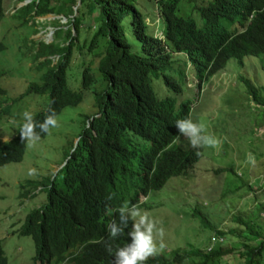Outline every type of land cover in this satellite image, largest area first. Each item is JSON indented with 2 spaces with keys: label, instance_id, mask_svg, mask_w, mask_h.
<instances>
[{
  "label": "trees",
  "instance_id": "obj_1",
  "mask_svg": "<svg viewBox=\"0 0 264 264\" xmlns=\"http://www.w3.org/2000/svg\"><path fill=\"white\" fill-rule=\"evenodd\" d=\"M187 1H194V15L178 13L180 0H155L163 22V40L146 30L144 16L131 0H29L11 12L19 23L31 26L35 16L62 14L71 26L63 28L61 43L54 39L39 41L33 52L35 59L41 57L37 63L44 69L38 81L29 82L23 93H46L45 106L33 114L37 121L43 120L49 107L58 113L65 105L77 104L82 88H90L95 82L90 61L80 68L81 89L73 90L66 82L65 67L84 15L96 11V25H92L89 40L83 39L80 47L86 44L92 49L99 37L105 38V44L95 52V68L100 74V85L93 91L96 111L84 115L82 128L58 169L60 180L24 181L31 187L41 184L45 190L44 202L29 210L19 227V233L32 239V258L37 264H111L112 254L100 242L106 240L105 227L113 218L108 209L129 201L138 203L140 194L159 188L172 175L187 173L198 159L197 152L174 142V123L188 118L190 101H177L173 95L158 98L150 84V75L159 74L173 93L180 91L177 78L169 73L171 52L184 53L198 87L229 58L241 62L244 55H264V0ZM3 13L0 0V19ZM126 14L132 35L139 42L136 52L131 51L120 25ZM60 30L59 26L55 31ZM32 31L36 32L33 26ZM4 47L0 41V51ZM53 54L57 59L51 63L48 56ZM183 75V69L178 70V76ZM239 79L248 96L262 107L264 122V86ZM2 94L5 89L0 86ZM18 131L19 127L0 146V164L21 159L25 144L20 142ZM257 208L264 218L261 202ZM199 219L209 224L202 215ZM231 220L237 224L230 222L227 230L212 226L211 245L177 248L171 258L156 255L146 264H183L189 256L194 264H232L219 262L221 256L233 250L232 245L223 242L227 233L242 237V264H260L264 260V226L260 235L249 216L233 215ZM127 231L130 227L110 242L113 253L130 242ZM4 262L0 246V264Z\"/></svg>",
  "mask_w": 264,
  "mask_h": 264
},
{
  "label": "rangeland",
  "instance_id": "obj_2",
  "mask_svg": "<svg viewBox=\"0 0 264 264\" xmlns=\"http://www.w3.org/2000/svg\"><path fill=\"white\" fill-rule=\"evenodd\" d=\"M133 5L151 22L148 31L160 34L162 23L156 13L154 0H131ZM206 0H196L203 4ZM16 0H3L4 13L0 19V41L5 45L0 51V86L5 94L0 95V146L8 140L23 122L22 113H35L41 110L47 101L46 93H23L31 81H38L37 59L33 54L39 41L57 42L64 40L63 28H71L66 17L47 13L34 17L32 33L30 24H21L10 13ZM194 1L180 0L178 13L193 14ZM196 13V12H195ZM96 11L83 17L76 35L75 45L71 48L69 63L65 67L66 82L73 90L81 89L79 84L80 68L90 61V71L95 79L90 88H82V98L74 105H65L57 113L59 126L50 134H43L31 148L24 146L20 160L0 164V244L5 255V264H31L34 244L30 235L19 233V225L26 213L45 200V190L41 184L36 187L26 185V180L52 179L58 182L61 172L58 170L82 128L84 115L96 111L94 92L100 85V74L95 68L98 56L95 52L105 44L102 36L92 49L83 48V39L89 40L96 21ZM96 19V18H95ZM89 25L90 27H86ZM120 25L132 52L139 49V42L133 37L126 14ZM60 31H55L57 28ZM169 73L177 78L180 91L174 92L167 87L159 74L150 75V84L156 97L173 95L177 101H190L188 118L195 123H205L208 131L223 140L219 151L203 147L194 150L188 140L174 137V142L183 148L199 152L198 159L185 174L172 175L156 189L149 190L145 196H139L140 208L156 222L157 228L164 229V249L158 256L171 258L174 250L189 247L205 248L214 243L212 226L226 227L231 217L249 216L255 220V229L262 234L263 211L258 210V202L264 206V122L262 107L254 103L245 90V84L239 77L247 78L252 84L264 86V55H244L241 62L229 58L224 66L196 86L192 66L184 54L171 53ZM52 61L56 56L51 57ZM40 59V58H39ZM184 72L178 76V70ZM23 94V95H22ZM177 135V134H176ZM140 143H144L140 141ZM255 155L256 166L245 164L246 155ZM35 168L37 174L28 175ZM249 184V188L246 187ZM25 190L24 195H20ZM32 194L30 195V193ZM202 215L209 224H203ZM226 246L233 250L220 257L219 262L242 264L244 260L240 236L227 233L223 236ZM159 245L160 237L154 231ZM185 258L183 264H192ZM36 264V263H34ZM264 264V260L260 263Z\"/></svg>",
  "mask_w": 264,
  "mask_h": 264
},
{
  "label": "clouds",
  "instance_id": "obj_3",
  "mask_svg": "<svg viewBox=\"0 0 264 264\" xmlns=\"http://www.w3.org/2000/svg\"><path fill=\"white\" fill-rule=\"evenodd\" d=\"M16 1L17 3L15 7L11 10L12 12L14 11L16 7L28 2L29 0H16ZM154 3L156 6L155 8L157 10L156 13L160 14L157 9L155 0H154ZM144 20L147 24L146 30L148 31L149 25H152V23L147 21L146 18H144ZM159 22L162 23L160 34L158 35L153 34V33L152 34L156 36L157 38H160L161 40H163V33H162L163 22L161 19V15H160ZM175 53H182V52H175ZM52 56H56L54 61L51 60ZM48 58L50 59L51 63H54L57 59V55L56 54L49 55ZM37 60H39V58ZM195 82H196V79H195ZM0 115H1V112H0ZM22 119H23V122L19 125V131H18L19 140L22 144H26V146L29 148L33 147L41 139L42 133L50 134L52 129L57 128L59 126L57 113L55 109L51 107L47 109L46 114L44 115V118L42 121H37L33 113H31L30 111H24L22 113ZM174 127L177 132L176 139L179 140L181 137L186 138L188 140L189 147L194 150H198L203 147H208V148H213L219 151L222 147L223 140L217 138L214 134L210 133L208 131V126L203 122L195 123L193 122L191 118H182V119H178L175 121ZM197 155H199L198 151H197ZM256 163L257 162H256L255 155L249 152L246 155L245 164L255 167ZM36 174H37V170L35 168H30L28 170L29 176H33ZM31 194L32 192L30 193V195ZM139 196H141L143 199L145 195L140 194ZM139 196H138V203H131L129 201V202H125L121 204L118 208L108 209L109 213L113 216V218L107 223L105 227V231L107 233L106 240H103L100 242L104 243L106 246V250L110 254H112L111 264H146V261L149 258H153L156 255H158L159 251L164 249L165 247V244L163 243L164 229L162 227L157 228L156 222L150 219L147 212L143 211L140 208L139 206L140 197ZM109 199H111V197H109ZM21 224L22 222L20 223V225ZM129 227H130V231H127L126 235L130 239V242H127L122 247L116 248L113 253V248L110 242L124 235L126 229H128ZM154 231L160 237L159 245H157V242L154 238ZM2 253H3V249H2ZM3 256L5 255L3 254ZM5 261H6V258H5ZM34 263L37 264V261H33V258H32L31 264H34Z\"/></svg>",
  "mask_w": 264,
  "mask_h": 264
},
{
  "label": "built area",
  "instance_id": "obj_4",
  "mask_svg": "<svg viewBox=\"0 0 264 264\" xmlns=\"http://www.w3.org/2000/svg\"><path fill=\"white\" fill-rule=\"evenodd\" d=\"M61 15V14H60ZM61 17L63 18L64 16L63 15H61Z\"/></svg>",
  "mask_w": 264,
  "mask_h": 264
}]
</instances>
